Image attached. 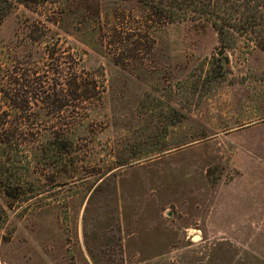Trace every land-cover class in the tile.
Here are the masks:
<instances>
[{
  "label": "rangeland",
  "instance_id": "374dc122",
  "mask_svg": "<svg viewBox=\"0 0 264 264\" xmlns=\"http://www.w3.org/2000/svg\"><path fill=\"white\" fill-rule=\"evenodd\" d=\"M148 12L0 20V264H264V20L226 48L192 7Z\"/></svg>",
  "mask_w": 264,
  "mask_h": 264
},
{
  "label": "trees",
  "instance_id": "16d2710c",
  "mask_svg": "<svg viewBox=\"0 0 264 264\" xmlns=\"http://www.w3.org/2000/svg\"><path fill=\"white\" fill-rule=\"evenodd\" d=\"M56 1H67V0H0V20L8 13L14 6V4L25 3H47ZM72 2H84L85 0H71ZM148 7V17L150 21L156 24H165L173 21L176 16L175 10L184 12L187 6L192 7V12L202 16L208 20L218 33V38L221 46L231 48V39H234L236 34L247 35L255 30L251 27H255L258 20H264V14H261L260 7L264 6V0H171V4L168 0H142ZM150 1V3H149ZM165 1V2H164ZM239 2L240 4H238ZM181 3V4H180ZM193 7V5H195ZM176 5V6H173ZM99 16V13L97 14ZM252 24V25H251ZM248 26H251V31L248 32ZM258 48L263 49L262 45H257ZM20 85V84H19ZM23 86V85H22ZM41 88V86H39ZM21 134L17 133L16 130H12L5 136L3 144L9 148H13L12 142H16L17 138H20ZM56 139V138H54ZM55 141L54 146L59 145ZM53 145V144H51ZM3 169L0 168V184L3 177ZM9 179V178H7ZM11 184L8 182L3 185L6 195L9 197L10 194L7 192L11 191ZM15 191V189H14ZM11 197V196H10Z\"/></svg>",
  "mask_w": 264,
  "mask_h": 264
},
{
  "label": "water",
  "instance_id": "95a60500",
  "mask_svg": "<svg viewBox=\"0 0 264 264\" xmlns=\"http://www.w3.org/2000/svg\"><path fill=\"white\" fill-rule=\"evenodd\" d=\"M218 56H222V52H218ZM224 62L226 63V64H228V59H224Z\"/></svg>",
  "mask_w": 264,
  "mask_h": 264
},
{
  "label": "bare ground",
  "instance_id": "6f19581e",
  "mask_svg": "<svg viewBox=\"0 0 264 264\" xmlns=\"http://www.w3.org/2000/svg\"><path fill=\"white\" fill-rule=\"evenodd\" d=\"M196 240V239H195Z\"/></svg>",
  "mask_w": 264,
  "mask_h": 264
}]
</instances>
